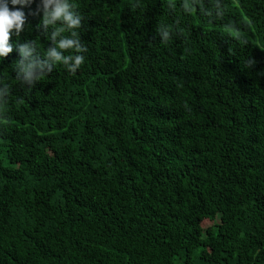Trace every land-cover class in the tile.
<instances>
[{
  "label": "trees",
  "instance_id": "1",
  "mask_svg": "<svg viewBox=\"0 0 264 264\" xmlns=\"http://www.w3.org/2000/svg\"><path fill=\"white\" fill-rule=\"evenodd\" d=\"M71 2L76 73L17 79L39 0L0 61V264H264V0Z\"/></svg>",
  "mask_w": 264,
  "mask_h": 264
},
{
  "label": "clouds",
  "instance_id": "2",
  "mask_svg": "<svg viewBox=\"0 0 264 264\" xmlns=\"http://www.w3.org/2000/svg\"><path fill=\"white\" fill-rule=\"evenodd\" d=\"M34 3H37V0H0V61L13 52L10 38L13 35L19 37L25 30L27 14L24 9L30 8ZM190 3L191 6H194L193 0H190ZM217 6L218 0L217 5H214L212 9L200 8V12L203 15H209L216 10ZM41 9L43 16L38 27L45 28L44 35L53 42L54 46L48 48L44 53L46 59L43 62L34 56L36 48L41 47L38 39L19 46L20 59L14 64L16 77L29 84L33 80H42L47 76L44 70L47 69L48 72H51L53 65L67 67L74 74L86 59L84 53L87 48L82 43L78 31L82 26L83 18L76 5L71 0H39L36 11L39 12ZM184 9L186 12L191 11L189 4H185ZM166 27V25H160L157 31L160 32ZM49 29L50 31H48ZM163 36L166 41L170 39L167 30L163 31ZM254 63H256L255 59L246 61L247 65ZM37 70H39V75H35ZM2 95L3 91L0 90V97ZM0 105H3V100H0Z\"/></svg>",
  "mask_w": 264,
  "mask_h": 264
},
{
  "label": "rangeland",
  "instance_id": "3",
  "mask_svg": "<svg viewBox=\"0 0 264 264\" xmlns=\"http://www.w3.org/2000/svg\"><path fill=\"white\" fill-rule=\"evenodd\" d=\"M1 157H3V155H1Z\"/></svg>",
  "mask_w": 264,
  "mask_h": 264
}]
</instances>
